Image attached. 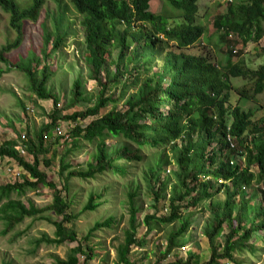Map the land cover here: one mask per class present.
Returning a JSON list of instances; mask_svg holds the SVG:
<instances>
[{"label":"trees","instance_id":"trees-1","mask_svg":"<svg viewBox=\"0 0 264 264\" xmlns=\"http://www.w3.org/2000/svg\"><path fill=\"white\" fill-rule=\"evenodd\" d=\"M45 1L31 0L24 6L17 0H0V8L9 15L10 27L19 34L14 42L0 49L1 63H8L6 55L20 48L24 23L38 22ZM153 1L69 0L82 17L89 77L97 84L98 93L94 105L85 111L62 117L56 109L50 115V123L33 135L26 133V141L20 143L18 136L0 145V159L15 161L23 175V181L0 185L2 235L7 236L26 219H44V213L52 212L62 218L53 222L55 238L46 235L36 241V250L42 243L60 246L76 241L75 231L66 227L81 215L68 213L75 200L70 195L69 180L89 181L107 174L126 178L137 163L149 166V157L154 159L148 173L156 212L145 216L143 224L149 232L177 225L169 232L166 249L157 264L189 244L186 236L194 221L183 210L190 207L211 214L205 230L211 250L207 264H246L245 253L259 251L250 242L264 232V201L256 204L257 194L253 193L261 190L264 199V133L263 127L254 126L253 109L245 110L240 103L264 93V64L254 69L237 61L243 49L236 47L264 38V0H216L218 6L225 5L226 9L214 18V37L207 36V30L197 21L199 0H160L162 11L158 13L150 11ZM66 11L67 7L54 18V34H46V50L52 45L49 53L43 52L46 60L68 38L69 29L63 21ZM212 38L216 39L220 57L186 53L202 40L212 43ZM29 59V66L32 61L38 62L37 70L32 66L19 68L31 92L40 100H53L57 108L59 98L48 89L54 73L47 65L39 71V60L32 56ZM10 63L8 70L12 68ZM233 79H243L251 87L236 88ZM132 89L134 92L129 94ZM85 91L84 81L75 79L74 105L86 99ZM232 92L239 96L236 105ZM124 98L127 110L122 111L117 106ZM110 104L114 105L112 109L104 112ZM90 118L93 120L89 124L77 125L68 136L72 142L60 160V175L66 177V182L64 191L59 190L40 170L42 162L48 167L52 165L46 159L52 152L46 139L54 128L59 129L63 120L78 123ZM111 140L114 143L109 145ZM88 146L94 151L86 166L71 165L70 158L78 157ZM168 150L173 154L176 170L164 180L160 177L166 173L164 163L165 167L171 164L166 155ZM27 154L33 158L32 162L25 157ZM172 178L175 184L168 197L166 191ZM41 187L54 192L53 203L48 207L39 209L33 204L27 207L12 199L14 194L23 196ZM221 193L224 200L216 201ZM136 198L137 192L128 193V229L124 242L117 248L116 264H138L132 258L133 246H142L137 237V216L141 209ZM162 199H168L169 213L160 216L158 205ZM106 203L105 191L93 192L82 212H96ZM115 223V216L97 222L85 240H90L96 231L113 228ZM257 240L264 243V236ZM184 253L181 257L174 256L169 264H200L196 253ZM81 255L86 257L84 264H87L94 257V250L85 252L79 245L55 264H80Z\"/></svg>","mask_w":264,"mask_h":264},{"label":"rangeland","instance_id":"rangeland-1","mask_svg":"<svg viewBox=\"0 0 264 264\" xmlns=\"http://www.w3.org/2000/svg\"><path fill=\"white\" fill-rule=\"evenodd\" d=\"M31 0H17L21 5L26 6ZM61 6H59V5ZM200 14L197 19L198 23L205 27L207 36L214 37L215 27L213 25L214 18L217 13H224L226 6H218L216 0H199ZM67 7V16L63 20L68 26L69 35L62 47L57 52H53L47 60L43 56V52L48 53L52 48L46 50L45 38L47 33L54 34L52 22L55 17L59 16L61 11ZM150 11L158 13L162 11V2L154 0L151 3ZM82 17L77 14L75 8L70 4L69 0H46L38 22L27 21L24 23L23 43L19 49L6 55L8 63H12L11 70H8V63L0 62V145L6 140L15 139L20 136V143L25 140L26 133L31 135L39 130L43 125L50 123V115L56 109L61 111V116L70 115L76 111H85L95 103V96L98 93L97 84L89 77V67L87 65L88 54L86 53V45L84 43L85 35L84 28L81 24ZM9 15L0 8V49L6 47L9 43L14 42L19 34L10 27ZM54 37V36H52ZM51 39L53 40L54 38ZM212 43H207L202 40L186 53L192 56L197 54H208L213 59L216 56H221V51L215 45V38H212ZM236 49H243L237 61H243L247 67L257 69L264 64V38L258 43H251L247 46L240 44ZM223 51H226L224 49ZM32 53V54H29ZM32 56L41 63L39 71H42L44 66H48L50 71L54 73L48 89L52 90L59 98L57 108L53 100H40L30 90L28 80L25 74L20 70L27 68L29 57ZM10 63V64H11ZM32 69L37 68L38 62L32 61ZM29 66V67H31ZM10 67V66H9ZM37 70V69H36ZM106 72L103 71L102 78L105 80ZM81 78L84 81L86 88V99L79 102L77 105L72 101V90L75 79ZM243 79H233V86L241 88L247 85L251 87V83ZM132 89L129 94L133 93ZM233 105L237 104L239 96L236 92H232ZM125 99H122L118 104V109L125 111L127 106ZM245 110L253 109L255 112L254 122L257 128L263 127L264 123V93L256 98L240 103ZM114 105L110 104L108 112ZM93 118L78 123L68 122L63 120L59 123V129L54 128L46 139L48 147L52 148V152L46 156L52 165L48 167L43 162L40 165V170L45 172L48 180L55 183L59 190H63L66 177L60 175L61 158L71 144L72 139L68 138L70 132L80 125L85 127ZM114 141H108V144H113ZM94 151L92 146H88L81 151L78 157L72 156L70 163L76 168L86 166L89 157ZM22 153V151H21ZM168 161L171 164L164 168L166 173L161 174L162 179H167L173 176L176 166L173 160V154L168 150ZM27 160L33 161V158L25 156ZM147 161L151 165L154 163L151 158L147 157ZM138 166L132 168L131 173L122 178L107 174L106 176L95 180L82 181L76 178L69 180L70 195L75 197L73 207L68 209V213L81 214L80 217L73 223H67L66 227L70 231H75L77 240L69 241L63 245L57 246L52 244L42 243L40 248L36 250V241L48 237L54 239L56 228L53 225L55 221H61L62 218L52 212L44 213V219H26L25 222L19 225L13 232L7 236L2 235L4 224L0 220V264L10 262L12 264H55L56 260L66 259L70 249L76 248L79 245L83 246L85 252L90 249L94 250V257L88 260L87 264H116L117 248L124 242L125 231L128 229L129 211H128V193L137 192V204L141 209L137 216L139 223L137 237L141 240L142 246H133L132 258L138 264H157V261L162 252L167 246V236L169 232L176 228L177 225L163 227L162 230H154L149 232L143 224L145 216L152 215L156 212L153 208L154 200L149 184L148 165L143 166L137 163ZM22 172L18 164L10 159H0V185L23 181ZM172 184L168 186L166 191L167 196L170 195V189L175 184L172 178ZM162 182V181H161ZM159 183L157 184V186ZM105 191L107 203L103 204L96 212H82L91 193H101ZM248 195L252 191L247 188ZM65 193V192H64ZM257 194L256 204L264 201L261 190H254ZM54 192L49 187H41L35 191H28L23 196H12L13 200H19L27 207L33 204L36 208H45L53 203ZM224 194L215 198L217 201H223ZM185 205V204H184ZM168 199H162L158 205L159 215L168 214ZM184 214L190 213L194 226L190 233L186 236L188 245L182 248L181 251H175L174 254L163 260L160 264H169L173 261L174 256H184L185 251L196 253L199 257L200 264H207L211 250L209 242L205 236L207 223L210 220L211 214L208 210L190 207L183 210ZM115 216L117 223L113 228H105L96 231L90 240H85L91 229L97 222L104 221L107 218ZM228 231H225L227 233ZM264 232L256 235L250 242L254 243V247L259 249L255 254L246 252L244 259L246 264H264V243L257 240L258 237H263ZM80 264H84L86 257L81 255Z\"/></svg>","mask_w":264,"mask_h":264},{"label":"built area","instance_id":"built-area-1","mask_svg":"<svg viewBox=\"0 0 264 264\" xmlns=\"http://www.w3.org/2000/svg\"><path fill=\"white\" fill-rule=\"evenodd\" d=\"M22 153H24V151H22Z\"/></svg>","mask_w":264,"mask_h":264}]
</instances>
